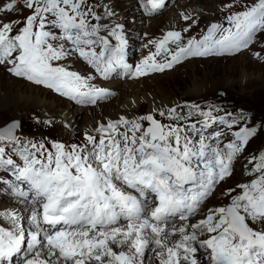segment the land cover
I'll list each match as a JSON object with an SVG mask.
<instances>
[{
	"label": "snow or ice",
	"instance_id": "6c2138e0",
	"mask_svg": "<svg viewBox=\"0 0 264 264\" xmlns=\"http://www.w3.org/2000/svg\"><path fill=\"white\" fill-rule=\"evenodd\" d=\"M166 6L138 0L149 18ZM219 11L221 20L191 35L200 13L185 5L159 38L138 34L132 60L113 0H0V66L100 109L83 129L33 116L75 132L71 139L28 135L16 117L0 125V264H201L198 254L206 264H264V150L226 186L257 132L242 109L152 97L140 112L132 96L123 111L104 113L118 98L116 80L190 58L247 53L264 64V0Z\"/></svg>",
	"mask_w": 264,
	"mask_h": 264
},
{
	"label": "rangeland",
	"instance_id": "374dc122",
	"mask_svg": "<svg viewBox=\"0 0 264 264\" xmlns=\"http://www.w3.org/2000/svg\"><path fill=\"white\" fill-rule=\"evenodd\" d=\"M126 1L129 2L130 0ZM182 1L186 3L189 2L188 4H186L188 5V10L195 8L196 11L200 13L199 19H206V17L209 18V21H206L204 25H202V21H199V27L193 28L190 33L191 35L198 34L200 29L204 28L206 24L211 21L221 20L222 14L219 11V7L223 3H232L230 0H200L199 4L194 5L191 1L195 0H175L172 4L167 2V6L158 15L149 18L143 16L142 10L140 8H136L135 10L132 9V11L127 8V11H123L122 9H120V4L123 8L125 6L121 2H117L119 5V7L117 8V12H121L123 17L125 18L128 17L126 20L122 21L125 24L128 39L130 40L131 37L139 38L138 34L131 32V30H134L137 25H139V27L141 28V36L144 32H148L150 36L159 38L162 32L167 29L168 21L166 20L165 15L169 11H171V8H174L176 4ZM122 2L124 4L126 3L125 0H122ZM243 2L244 1L239 0L240 4H243ZM159 16H164L161 25L158 24V22L150 24L154 18ZM137 17L140 19L145 18L147 22H137ZM261 39L264 40V35H261ZM140 41L142 42V40L139 38L138 42ZM139 47L140 45L129 47L128 54L130 59L135 60L139 57V55L141 54L140 52H137V49ZM250 57L251 56L245 53L244 55L225 57L223 59H198V61H192L177 70L176 65L173 69L166 70L164 73L153 74L150 77L142 78L137 81H123L124 83H137L146 79L147 81L144 82V84H136L135 87L139 88L140 90L145 89L147 90L146 93H149L150 96L151 94L156 95L160 97V99L163 98V100H165L166 102L182 103L184 101H190L203 103L207 101L210 103L222 104L232 111H235L236 109H242L244 113L249 117L248 126L256 127L257 132L255 136L250 139V143L247 146L246 151L244 152V158H242L241 161L236 164V174L234 177L241 179V164L246 162V158L249 155L256 154L260 150H264V68H262V66L257 63L256 60H254V65L250 61ZM257 65H259L260 68ZM206 74L209 75L207 76L208 79L210 78L213 82H216L215 84H213L212 89H206L202 94H198L197 92L198 95H191L196 84H203ZM14 79L19 80L17 78ZM124 91L127 93L126 89H124ZM214 92L216 93L215 95L213 94ZM220 93H224L222 97H219ZM120 97L121 96L118 94V98L113 99L111 103L114 102V100L117 103L120 102L119 100L122 99V97ZM63 103L66 102L64 101ZM74 109L75 108H73L72 110ZM147 109L148 102H146V99L142 98L141 106L138 111L143 112ZM62 112H66L65 108L63 107L62 109H59L58 115ZM43 113L45 112H34V115H32V112L25 113L24 111H21L14 112L12 114L11 112L6 111L5 114H2L0 119L3 122L4 120L8 121L12 117L21 119L24 122V131L28 135H35L37 137H39L41 134L51 137H56L59 135L63 139H67L64 135H62L61 130L63 129H61L59 125H55L51 128L45 129L42 125H37L34 123L32 119L33 116H39L43 118L42 116H40V114ZM55 117L58 119V116ZM91 123L92 121H90L89 124L88 122L82 123L80 124L79 128L83 129L85 126L90 125ZM71 138V136H68V139ZM226 186L232 185H229L228 181V185Z\"/></svg>",
	"mask_w": 264,
	"mask_h": 264
},
{
	"label": "bare ground",
	"instance_id": "6f19581e",
	"mask_svg": "<svg viewBox=\"0 0 264 264\" xmlns=\"http://www.w3.org/2000/svg\"><path fill=\"white\" fill-rule=\"evenodd\" d=\"M174 1L175 0H166V2H169L170 4L174 3ZM230 1L234 2V0H230ZM242 1H244V0H242ZM117 2L118 3L121 2L125 6L123 8L122 5L120 4V9H122L123 11L126 10L127 8L130 11H132V9L135 10L136 8H139L138 7V0H130L129 2H127L125 0V2H126L125 4L122 2V0H114L113 4H114L116 11H117V8L119 7ZM191 2L194 5H197L200 3V0H195V1H191ZM188 3L189 2L186 3V2L182 1L178 4H176L174 6V8H171V11H169L165 15L166 20L168 21L167 29L169 27H171L173 25V23L178 21V15H177L178 12L180 11L181 8H183ZM119 16H120L121 21H124L128 18V17L127 18L123 17L121 12H119ZM163 17L164 16H162V17L159 16V17L154 18L150 24H154V22H158V24L161 25ZM199 21H202L203 22L202 25H204L206 23V21L207 22L209 21V18L206 17V19H199ZM137 22L146 23L147 20L145 18L144 19L138 18ZM177 26H179V25H177ZM140 30H141V28L139 27V25H137L134 28V30H131V32L132 33L134 32V33L140 35ZM138 39L139 38H136V37H131L130 40L128 39L129 40L128 53H129V47L139 46L140 43H142L141 41L138 42ZM255 48L259 49V44L255 45ZM225 57H233V56H225ZM225 57L223 56V57H211V58H214V59H221L222 58L223 59ZM198 59H201V58H190V59L182 62L181 64L177 65L176 70L180 69L181 67L185 66L186 64H188L192 61L196 62V61H198ZM250 61L255 65V61L251 57H250ZM257 63H259L262 66V68H264V64H262L258 61H257ZM257 66L260 68L259 65H257ZM207 76H209V75H207V74L205 75V79H204L203 84H201V85L196 84L194 86V91L191 93V95L197 94V92H198V94H202L205 92L206 89L207 90L212 89L213 84H215L216 82H213L210 78L208 79ZM146 81H147L146 79L139 81L137 83L136 82L135 83H124L123 80L113 81L111 86L115 90H117L118 94L122 97V99H120V100L118 99L120 101L118 103L115 102V100H114V102L110 103L109 105H106L104 107V113L107 115L109 112L113 111V109H115V108H118L119 110L123 111V101L127 98H131L132 96H138L141 99L142 98L146 99V102H148V108L151 104V100H152L151 96L156 97L157 103H159V101L163 98L160 99V97L153 95V94H151V96H150L149 93H146L147 90H145L144 88H143L144 90H140L139 88L135 87L136 84H144V82H146ZM124 89L127 90V93L124 91ZM64 101L66 103H63ZM56 107H58V108H56ZM62 107L65 108L66 112H62L61 114L59 113V115H58L59 109H62ZM79 107H81V106H77V105L73 104L72 102L68 101L67 99L59 97L57 94L51 92L50 90H45V89L43 90L42 88L34 87V85H31L26 81H20V80H16V79L12 78V76L10 74H8L2 66H0V118H1L2 114L6 113V111L11 112L12 114L14 112H21V111L22 112L24 111L25 113L26 112H30V113L32 112V115H34V112L39 113L40 111H44L49 116H54V117L58 116V119L67 118V119L71 120L76 127H80V124H82V123L88 122V124H89L90 121H93V118L95 116H98L100 113L99 108H96L97 110H94V109L88 108V107H82L83 109L79 108ZM73 108H75V109L72 110ZM45 113L40 114V116L44 117ZM5 121L6 120H4V122ZM2 122L3 121L0 119V125L2 124ZM61 133L67 139H68V136L73 137L75 135V132L66 133L63 130H61ZM236 180H240V179H238L237 177H233L232 180H229V185H232L233 182ZM198 255H199V259L201 261V264H206L205 257L202 254H198Z\"/></svg>",
	"mask_w": 264,
	"mask_h": 264
},
{
	"label": "water",
	"instance_id": "95a60500",
	"mask_svg": "<svg viewBox=\"0 0 264 264\" xmlns=\"http://www.w3.org/2000/svg\"><path fill=\"white\" fill-rule=\"evenodd\" d=\"M219 97H222V95L219 94Z\"/></svg>",
	"mask_w": 264,
	"mask_h": 264
}]
</instances>
